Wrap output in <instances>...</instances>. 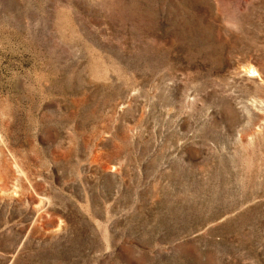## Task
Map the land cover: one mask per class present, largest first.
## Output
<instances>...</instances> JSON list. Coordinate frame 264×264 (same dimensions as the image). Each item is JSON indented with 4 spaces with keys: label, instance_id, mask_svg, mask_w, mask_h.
<instances>
[{
    "label": "rangeland",
    "instance_id": "obj_1",
    "mask_svg": "<svg viewBox=\"0 0 264 264\" xmlns=\"http://www.w3.org/2000/svg\"><path fill=\"white\" fill-rule=\"evenodd\" d=\"M0 264H264V0H0Z\"/></svg>",
    "mask_w": 264,
    "mask_h": 264
},
{
    "label": "bare ground",
    "instance_id": "obj_2",
    "mask_svg": "<svg viewBox=\"0 0 264 264\" xmlns=\"http://www.w3.org/2000/svg\"><path fill=\"white\" fill-rule=\"evenodd\" d=\"M251 72H252L253 74H256L254 70H253V71H251Z\"/></svg>",
    "mask_w": 264,
    "mask_h": 264
}]
</instances>
